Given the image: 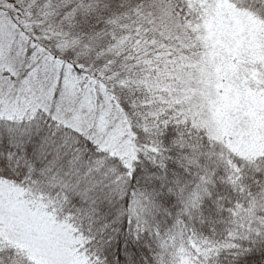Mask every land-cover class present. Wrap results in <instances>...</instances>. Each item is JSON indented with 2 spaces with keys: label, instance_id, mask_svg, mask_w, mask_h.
Returning a JSON list of instances; mask_svg holds the SVG:
<instances>
[{
  "label": "snow or ice",
  "instance_id": "obj_1",
  "mask_svg": "<svg viewBox=\"0 0 264 264\" xmlns=\"http://www.w3.org/2000/svg\"><path fill=\"white\" fill-rule=\"evenodd\" d=\"M0 264H264V0H0Z\"/></svg>",
  "mask_w": 264,
  "mask_h": 264
}]
</instances>
